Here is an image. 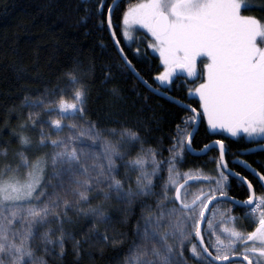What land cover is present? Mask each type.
<instances>
[{
    "label": "snow or ice",
    "instance_id": "1",
    "mask_svg": "<svg viewBox=\"0 0 264 264\" xmlns=\"http://www.w3.org/2000/svg\"><path fill=\"white\" fill-rule=\"evenodd\" d=\"M98 3L102 14L106 0ZM251 7L247 0H129L121 34L133 41V32L142 29L163 70L153 87L117 41L125 65L146 88L162 95L178 74H185L193 85L188 96L198 101L191 107L166 96L189 112L170 137L167 157L164 149L145 148L134 128L102 132L89 120L87 86L78 68L64 74L66 88L48 93L50 98H24L29 111L15 133L18 162H8L7 147L0 148L5 160L0 168V264H49L45 257L62 259L68 242L79 258L82 240L66 225L81 219L90 222L83 243H123L107 234L115 222L108 204L120 207L124 222L135 215L134 208L140 210L123 264H187L186 250L195 264H264V174L244 160L233 161L258 178L254 188L246 175L233 172L219 139L214 175L200 168L181 170L192 154L188 129L201 117L213 132L264 143V21L244 14ZM118 8L119 0L107 8L109 29ZM211 150L213 145L205 144L202 152ZM233 178L246 185L247 199L229 195ZM237 206L242 217L231 214ZM240 219L250 230L240 227ZM99 225L105 226L103 233Z\"/></svg>",
    "mask_w": 264,
    "mask_h": 264
},
{
    "label": "trees",
    "instance_id": "2",
    "mask_svg": "<svg viewBox=\"0 0 264 264\" xmlns=\"http://www.w3.org/2000/svg\"><path fill=\"white\" fill-rule=\"evenodd\" d=\"M130 2L135 4L138 0ZM247 2L252 7L244 14L264 21V0ZM128 3L129 0L122 1L114 12L113 29L136 72L155 87L154 77L163 70V66L159 55L147 48L150 38H146L142 29L136 31L131 42H127L121 34L120 21ZM112 4L113 0H106V7L100 14L98 0H0V148L7 147L8 162L15 165L19 160L14 155L19 148L15 133L20 130L21 124L27 122L29 109L25 106L24 98H50L48 93L66 88L64 74L72 68H78L77 74L87 86V118L102 132L112 129L120 131L125 126L134 128L139 132L141 140L146 142L145 148L164 149V157L168 156L170 137L175 133L176 125L186 119L189 112L171 100L152 93L125 65L107 24V8ZM200 68L198 65V71ZM192 86L184 78H175L166 93L184 104L197 107V99L188 96ZM41 118L48 117L42 114ZM191 130L192 127L188 129ZM29 134L35 136L34 132ZM218 139L225 145L226 161L232 171L246 175L255 188L256 179L240 167L233 166L232 161L236 157L241 158L264 174V152L244 154L259 143L211 132L207 121L201 117V125L193 139L194 150L200 151L205 144ZM138 147L132 155H135ZM218 156L217 149L201 157L187 155L181 170L200 168L205 174L214 175L216 166L213 159H218ZM4 163L5 160L0 157V168ZM230 188L229 195L234 199H247L246 185L237 179L230 180ZM106 207L115 221L108 227L107 234L123 239V243L105 245L95 240L83 243V234L88 231L90 222L81 219L66 225L77 239L82 240L79 258L73 252L72 243L68 242L62 259L45 257L49 264H123L140 210L134 208L135 215L129 216L127 222H124L125 217L119 206L108 204ZM231 214L242 217L243 210L236 207ZM239 225L250 230L247 221L243 219L239 220ZM98 227L100 232L105 231V226ZM184 259L187 264H195L187 250Z\"/></svg>",
    "mask_w": 264,
    "mask_h": 264
},
{
    "label": "water",
    "instance_id": "3",
    "mask_svg": "<svg viewBox=\"0 0 264 264\" xmlns=\"http://www.w3.org/2000/svg\"><path fill=\"white\" fill-rule=\"evenodd\" d=\"M122 1H124V0H119V4L122 2ZM113 5V4H112ZM109 32H110V34H111V36H112V39H113V41H114V44H115V46H116V48H117V50H118V52H119V54H120V51H119V48H122L121 47V45H120V43H119V48H118V46H117V41H118V39H117V37H116V35H115V37H113V32H114V29L112 28V29H109ZM125 54V53H124ZM120 56H121V54H120ZM181 75H185V74H178V76H181ZM152 92V91H151ZM152 93H154V94H156V95H158V96H161V97H164V98H166V96H168V97H171V96H169L167 93H165V94H158V93H155V92H152ZM173 98V97H172ZM167 99V98H166ZM174 99V98H173ZM169 100V99H168ZM174 100H177V99H174ZM179 101V100H178ZM180 103H182L181 101H180ZM182 104H184V103H182ZM177 105V104H176ZM185 105H187V104H185ZM200 122H201V119H200ZM200 122L198 123V124H195V126H194V129H193V131H192V133H193V138H194V136H195V134H196V131L198 130V127H199V125H200ZM210 145H213V149H217L218 151H219V146H217V145H215V142H213V143H211ZM224 147H225V145H224ZM259 149H264V144H260V145H256V146H254V147H252L251 149H249V150H247V151H245L244 152V154H246V155H249V154H252V153H256V152H264V151H260ZM225 150H226V148H225ZM250 150H256V151H250ZM192 156H195V157H201V156H204V155H206V154H203V152H202V150H200V151H196V150H194V148L192 147V154H191ZM225 160H226V156H225ZM239 160H242V159H239ZM239 160H237V161H239ZM249 164V163H248ZM240 166H242V165H240ZM243 167V166H242ZM258 179V178H257Z\"/></svg>",
    "mask_w": 264,
    "mask_h": 264
},
{
    "label": "flooded vegetation",
    "instance_id": "4",
    "mask_svg": "<svg viewBox=\"0 0 264 264\" xmlns=\"http://www.w3.org/2000/svg\"><path fill=\"white\" fill-rule=\"evenodd\" d=\"M179 77H181V78H184V80L185 81H190V78H187L186 77V75H181V76H178V78ZM175 79V78H174ZM200 125H201V122H200ZM200 125H199V127H200ZM194 126H195V124L192 126V130H191V132L193 131V129H194ZM199 127H198V129H199ZM198 131V130H197ZM197 131H196V133H197ZM196 135V134H195ZM195 137V136H194ZM194 139V138H193ZM260 144V143H259ZM259 144H257V145H259ZM256 146V145H255ZM256 153H259V152H256ZM256 153H252V154H256ZM250 155V154H249ZM245 156H246V154H245ZM239 159H241V158H238V157H236L233 161H237V160H239ZM243 160V159H242ZM233 161H232V164H233ZM245 161V160H244ZM248 163V162H247ZM236 167H240L245 173H246V170L242 167V166H240V165H236ZM253 167V166H252ZM254 168V167H253ZM234 172V171H233ZM247 174V173H246ZM249 176H251L252 178H254V179H256L257 180V178L256 177H254V176H252L251 174H248ZM238 180V179H237ZM237 207H239V206H237Z\"/></svg>",
    "mask_w": 264,
    "mask_h": 264
},
{
    "label": "rangeland",
    "instance_id": "5",
    "mask_svg": "<svg viewBox=\"0 0 264 264\" xmlns=\"http://www.w3.org/2000/svg\"><path fill=\"white\" fill-rule=\"evenodd\" d=\"M138 30H140V29H136V31H138ZM136 31L135 32H133V37L135 38V33H136ZM143 31V30H142ZM127 42H131V41H127ZM202 67V66H201ZM172 85H170L169 86V88L171 87ZM194 98V97H193ZM194 99H197V98H194ZM78 123H79V121H78ZM210 130V129H209ZM211 131V130H210ZM211 132H213V131H211ZM214 133H224V134H226V135H228V136H230L227 132H224V131H220V130H217V131H215ZM233 138H242V137H233ZM246 139V138H245Z\"/></svg>",
    "mask_w": 264,
    "mask_h": 264
},
{
    "label": "bare ground",
    "instance_id": "6",
    "mask_svg": "<svg viewBox=\"0 0 264 264\" xmlns=\"http://www.w3.org/2000/svg\"><path fill=\"white\" fill-rule=\"evenodd\" d=\"M260 144H264V143H260ZM260 144H259V145H260ZM234 179H235V178H234ZM238 181H239V180H238Z\"/></svg>",
    "mask_w": 264,
    "mask_h": 264
}]
</instances>
